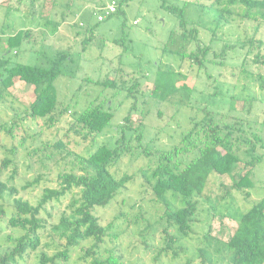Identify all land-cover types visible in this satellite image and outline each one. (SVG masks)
<instances>
[{
	"label": "rangeland",
	"instance_id": "1",
	"mask_svg": "<svg viewBox=\"0 0 264 264\" xmlns=\"http://www.w3.org/2000/svg\"><path fill=\"white\" fill-rule=\"evenodd\" d=\"M111 1L118 4L122 0H36L33 8L31 0H0V71L5 58H10V65L23 63L48 67L49 59L57 54L70 56L62 67L63 74L55 82L59 108L65 110L57 123L48 126L45 120L15 117L18 113L23 117L35 96L33 88L22 82L12 87L10 97L5 96L0 102V121L6 127H10L14 120L17 123L13 136L1 130L0 169L4 159L13 160V165L2 170L0 182L15 187L17 197L32 205L37 204L45 188L58 186L60 172L71 168L65 164L66 160H62L66 151H58L55 142H63L71 153L78 155L93 152L103 144L113 145L119 137L117 127L124 124V118L133 106L136 108L132 110V126L141 127L142 145L149 144L164 151L179 142L187 126V117L197 107L207 106L219 114L235 112L252 125L251 121L257 120L258 128L264 120V88L259 79V75L264 78V65L258 67L252 62L254 57L253 54L247 55L248 46L241 49L237 45V41L253 36L259 23L237 18L220 28L214 37L216 12L206 8L215 0H170L179 6L187 2L189 28H197L198 42L210 48L209 65L198 68L171 51H164L165 46L172 45L174 50L180 48L182 42L177 38V18L164 10L158 0H130L122 5L121 15L97 23L99 16L107 17L106 7ZM201 6L205 8L204 12L200 11ZM20 30L30 32L27 42L18 52L12 50L1 57L7 49L5 39ZM85 39L90 40L84 43ZM256 40L262 41L263 47L254 53L264 56V24L257 32ZM196 46V42L188 44L186 53L195 50ZM223 50L224 56L214 57L220 56ZM159 68L182 73V76L176 74L177 81L174 78L179 90L165 101L151 94ZM249 73H253L255 80L248 78ZM108 78L118 81V86L105 88L97 85ZM130 88L135 91L132 96L129 95ZM250 97L253 98L251 101H245ZM102 103L104 107L109 106L115 116L111 126L96 141H85L82 135L70 130L77 114L90 104ZM12 149L15 152L12 153ZM134 151L140 152L139 149ZM68 159H72L71 156ZM147 163L144 156L125 155L111 168L117 178L127 175L130 181L110 205L96 210L101 225H113L115 229L110 234L117 235L107 238L102 245L98 257L100 264H106L109 256L119 258L120 264H186L192 257L191 264H229L226 258L215 253L211 262L203 263V259L197 257L198 250L205 246L203 235L208 226L211 237L227 241L234 234L242 214L264 197V156L252 172V188L243 192L231 188L250 169L241 162L231 177L219 179L231 190L216 210H211L206 200H199L194 233L182 240L188 255L173 261L167 257L156 259L164 246L161 231L169 227L161 219L164 208L156 202L142 176L141 170ZM14 169L17 172L11 178ZM246 191L249 196L245 195ZM72 201L71 194H68L60 201L48 204L41 212V246L22 264H40L42 254L52 259L65 250L68 240L60 236L56 227L62 216L70 214ZM12 206L13 200L8 194L0 196V209L6 213V218L0 221L2 250L13 247L8 240L10 235L17 237L21 234L7 223ZM137 215L141 217L135 223ZM173 230L169 229L171 233ZM90 245L88 241L70 248L68 260L56 258L55 264H92V259L85 258L82 249ZM209 252L214 251L211 248Z\"/></svg>",
	"mask_w": 264,
	"mask_h": 264
},
{
	"label": "trees",
	"instance_id": "2",
	"mask_svg": "<svg viewBox=\"0 0 264 264\" xmlns=\"http://www.w3.org/2000/svg\"><path fill=\"white\" fill-rule=\"evenodd\" d=\"M35 1L31 0V8L34 7ZM128 1L130 0L120 1L115 13L97 23H103L113 16L121 15L122 5ZM158 1L164 10L177 18L179 31L177 38L182 42L180 48L176 47L174 50L172 45L165 46L164 51H171L182 60L189 61L192 67L205 68L209 63L207 56L210 48L198 42L197 28H189L187 2L179 6L170 0ZM206 9L216 12L212 30L214 37L218 30L230 25L237 18L254 24L259 23L255 27L253 36L244 41H237V45L241 49L248 46L247 55L253 54L252 62L258 67L264 65V56L259 52L254 53L255 50L263 47L262 41L256 40V34L260 26L264 24V0H215ZM204 10L205 8L201 6L200 11L204 12ZM29 37L30 32L23 30L7 37L4 41L7 49L2 52L1 57L7 56L12 50L18 52ZM89 40L85 39L84 43ZM191 42H196L197 46L195 50L187 54L186 47ZM224 52L223 50L220 56L214 55V57H222ZM69 59L70 56L67 54L59 53L49 59L50 66L43 67L23 63L10 65V58H5L4 67L0 71V102H3L5 96L10 97V89L22 82L33 88L35 96L29 107L25 109L23 117L20 113H16L15 117L45 120L48 126L57 123L59 118L63 117L65 110L59 108L55 82L63 74L62 67ZM156 74L151 94L165 101L179 90L174 78L177 81L182 73L161 71L159 68ZM249 74L248 78L255 80V77H252L253 73ZM183 76L186 77L185 74ZM259 79L264 88V78L259 75ZM97 85L116 88L118 81L108 78ZM183 88L192 90L185 86ZM129 91L130 96L135 92L131 88ZM252 99L250 97L245 101ZM135 108L136 106H133L124 118V124L117 127L119 137L113 145L103 144L97 146L93 152L78 155L71 153L63 142H55L54 146L58 151H66L62 160H66L65 164L68 163L71 168L69 171L59 173L58 186L45 188L36 205L18 198V191L15 187H9L7 183L0 182V196L8 194L13 200L11 215L7 223L21 232L17 237L11 235L8 237L13 247L0 249V264L26 262L27 257L41 246L40 230L43 228L41 212L46 210L48 204L58 202L68 194H71L73 198L70 205L71 212L68 216H62L56 227L60 236L68 240L65 250L52 259L42 254L40 264H46L48 261L55 264L56 258L67 261L70 248L79 247L83 242L88 241L91 242L90 247H82L84 257L91 258L92 264H100L98 257L101 256L102 245L107 238L117 237V235L110 234L115 229L113 225L107 227L101 225L96 210L110 205L130 181L127 175L117 178L111 172V168L125 155L144 156L148 160L146 167L141 170L142 176L150 186L156 202L164 208L161 219L168 223L169 228L161 231L164 246L159 251L157 260L167 257L173 261L181 259L182 255H188V250L182 245V240L190 238L194 233L200 199L206 200L211 210H216L229 195L231 188L243 192L254 186L251 178L252 172L263 161L264 156V120L259 123L258 128L256 127L257 120H252L251 123L254 124L252 125L248 119L235 112L219 114L214 113L207 106L197 107L193 109L195 112L193 111L194 113L187 117V126L182 131L179 142L164 151L154 149L149 144L142 145L141 127L132 126V110ZM114 116L109 106L104 107L103 103L90 104L76 115L70 130L82 135L85 141L89 139L96 141L99 135L111 126ZM16 125L15 120L10 127H6L0 121V142L1 130L13 136ZM133 142L136 144L134 145ZM138 149L140 152L136 153L134 150ZM11 151L13 153L15 149ZM70 156L72 159H68ZM241 162H244L250 169L229 189L219 179L224 176L231 177ZM11 165H13V160L4 159L0 173ZM16 172L14 169L11 178ZM37 183L36 180L35 184ZM245 195L249 196V192L246 191ZM140 217L136 216L135 223L140 221ZM5 218L6 213L2 208L0 209V221ZM170 228L174 229V232L171 233ZM203 240L205 246L198 250L199 255L197 256L203 259V263L211 262V256L215 253L221 258H226L229 264H264V197L242 214L234 234L227 241L211 237L210 226L203 235ZM211 248L213 253L209 252ZM192 258L187 259L186 264H191ZM105 262L106 264H120L119 258L115 256H109Z\"/></svg>",
	"mask_w": 264,
	"mask_h": 264
},
{
	"label": "built area",
	"instance_id": "3",
	"mask_svg": "<svg viewBox=\"0 0 264 264\" xmlns=\"http://www.w3.org/2000/svg\"><path fill=\"white\" fill-rule=\"evenodd\" d=\"M116 9H117V2L115 1H111L110 4L106 7V10H107V15H110L112 13H115L116 12ZM106 17L105 16H99L98 17V21H103Z\"/></svg>",
	"mask_w": 264,
	"mask_h": 264
}]
</instances>
